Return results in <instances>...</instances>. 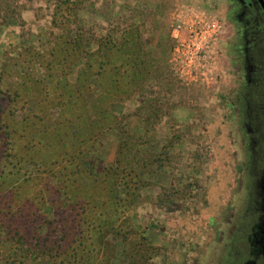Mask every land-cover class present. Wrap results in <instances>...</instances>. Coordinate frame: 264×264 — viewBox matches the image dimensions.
I'll return each instance as SVG.
<instances>
[{"label":"rangeland","instance_id":"obj_1","mask_svg":"<svg viewBox=\"0 0 264 264\" xmlns=\"http://www.w3.org/2000/svg\"><path fill=\"white\" fill-rule=\"evenodd\" d=\"M176 14L203 57L172 59ZM95 38L116 39L110 64ZM158 77L178 88L154 108ZM0 172V264L95 263L104 236L112 255L127 236L129 264H264L262 9L0 0Z\"/></svg>","mask_w":264,"mask_h":264},{"label":"trees","instance_id":"obj_2","mask_svg":"<svg viewBox=\"0 0 264 264\" xmlns=\"http://www.w3.org/2000/svg\"><path fill=\"white\" fill-rule=\"evenodd\" d=\"M60 3L63 4L64 2H60ZM126 32L127 31L124 30L123 35L126 34ZM80 37L81 36H78L79 39H80ZM107 37H110V35L107 36ZM135 37L136 36H134V39H135ZM93 40H97V43L99 42L102 48L106 47L107 45L109 46V47H106V48H108V50H107V53L105 54V61H106L105 63L106 64H110V62H111V56H112L111 51H113V49H114V46L116 44V39H114V38H111L110 39L109 38L107 40L108 42H104V43H102V41L100 39L98 40V39L95 38ZM78 42H80V41L78 40ZM135 42L136 43L133 45L132 43H128V41H127V45H125V49H127L126 50L127 56L131 55V53H130L131 51H134L135 53H133V54L136 56V58H139L141 60L142 59V54H143L142 53V49H141V46L138 44V42L137 41H135ZM171 48L172 47H170V50H171ZM96 55H97L96 52L90 53L89 54V57H91L92 60H96V57H97ZM10 60H12V59H10ZM141 63H143V62H141ZM168 81H171L172 82L170 84L169 88H168V92H170L171 94L173 92H175V90L178 87L175 86L176 84L170 78L158 77V80L157 81H155L154 83H150L147 86L148 89L146 91V92H149L152 89V86H156V88H157L156 89V92L158 93L157 97L155 99H150L147 96L144 97V96L141 95L140 102L141 101H145V102H147V104L149 102V104L150 103L154 104V108H158L159 105L162 104L161 92L163 91V89H164V87H165V85H166V83ZM18 88L20 89V84L19 83H18ZM171 106H173V104ZM155 113H156V111H155ZM152 155L153 154L150 152L149 153V156H152ZM146 168H147V164H144V170H146ZM107 169H110V168H107ZM113 171H117L116 170V167L113 168ZM2 176H3V173L0 172V180H2ZM139 182H140V179H138V185H137L138 188H140L139 186L143 185V183H144V182L143 183H141V182L139 183ZM111 192H112V195H113V191L112 190L110 191V193ZM113 222H114L113 219H109L108 217H106V219H103L102 221L99 220L98 221V225H100V227H102V228L104 227V230L105 229H109V228H111V230H112V227H116L114 224L113 225H110ZM101 232H104V231H101ZM114 232L115 233H118L119 230L115 228L114 229ZM115 233H112L113 236H114ZM105 237L106 236H104V241H103L102 245L99 246V250L101 251V258L100 259H98L95 263H93V261H92V258L93 257L91 255H89V254H86L87 257L80 258V261H78L76 264H108L109 261H110V259H112V260L115 259L116 260L115 264H129V262H131V263L134 262L133 261L134 254L130 252V249H129V241H128V239H126L127 236H125L124 239L121 237L122 238L121 241H122V243H124L125 247L121 248L119 254L117 253V255L116 254L115 255H112V242L110 240L107 243ZM53 243L55 244V242H53ZM68 243H69V240H68V242L65 241V240L64 241H61L59 243V245H58V248H55V249L53 248L54 245H51L50 253H51L52 249H54L53 254H55V255L56 254L58 255L60 253L66 252L68 250ZM45 249H46V247L39 246L38 251L41 253L42 252L41 250H45ZM65 257H67V255ZM68 258H70V257H68ZM61 260H64V259L62 258ZM59 263H60V261H59ZM59 263H57V264H59Z\"/></svg>","mask_w":264,"mask_h":264},{"label":"built area","instance_id":"obj_3","mask_svg":"<svg viewBox=\"0 0 264 264\" xmlns=\"http://www.w3.org/2000/svg\"><path fill=\"white\" fill-rule=\"evenodd\" d=\"M177 18L178 15L176 16V18L175 17L173 18L172 21L173 23L171 24V38L173 40L175 39L176 41V43L172 48L173 49L172 59L175 62H179L178 57L181 51L183 52L186 51V54H188V58L190 60L193 59L194 56L197 57V59L203 57L202 52L199 49L200 46L196 45L198 39L203 37V35H201L202 33V29L200 27L201 25H196L195 29L190 30L188 37L189 41L181 42L178 33L182 31L184 25L181 24Z\"/></svg>","mask_w":264,"mask_h":264},{"label":"water","instance_id":"obj_4","mask_svg":"<svg viewBox=\"0 0 264 264\" xmlns=\"http://www.w3.org/2000/svg\"><path fill=\"white\" fill-rule=\"evenodd\" d=\"M256 1L260 4L262 10L264 11V0H256Z\"/></svg>","mask_w":264,"mask_h":264},{"label":"flooded vegetation","instance_id":"obj_5","mask_svg":"<svg viewBox=\"0 0 264 264\" xmlns=\"http://www.w3.org/2000/svg\"><path fill=\"white\" fill-rule=\"evenodd\" d=\"M255 2H256V3H258L256 0H255ZM249 5H250V4H249ZM258 5L260 6V4H259V3H258ZM260 8H261V6H260ZM261 9H262V8H261ZM262 11H263V10H262ZM263 13H264V11H263Z\"/></svg>","mask_w":264,"mask_h":264}]
</instances>
